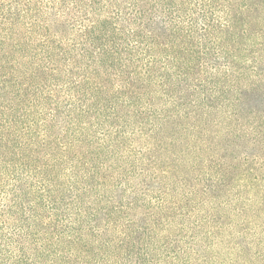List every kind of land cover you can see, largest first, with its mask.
<instances>
[{
  "label": "trees",
  "instance_id": "1",
  "mask_svg": "<svg viewBox=\"0 0 264 264\" xmlns=\"http://www.w3.org/2000/svg\"><path fill=\"white\" fill-rule=\"evenodd\" d=\"M0 264H264V0H0Z\"/></svg>",
  "mask_w": 264,
  "mask_h": 264
},
{
  "label": "rangeland",
  "instance_id": "2",
  "mask_svg": "<svg viewBox=\"0 0 264 264\" xmlns=\"http://www.w3.org/2000/svg\"><path fill=\"white\" fill-rule=\"evenodd\" d=\"M121 151L124 153L126 149H121ZM160 154V159L163 161L161 164L158 163L159 174L163 175L169 171L164 177L166 184H168L167 198L175 201H178V199L184 200L191 206V183H196L200 177H210V175L215 173L211 162L213 158L210 156L212 154L208 151L191 152V135H188L182 141L171 143ZM116 160L120 161V163H126L129 161V157ZM191 165H197V168L191 171ZM237 183L238 180L234 184ZM229 205L226 208L233 211V208L229 207ZM235 218L239 219L237 215H235Z\"/></svg>",
  "mask_w": 264,
  "mask_h": 264
}]
</instances>
